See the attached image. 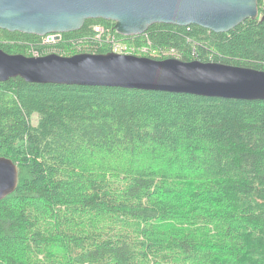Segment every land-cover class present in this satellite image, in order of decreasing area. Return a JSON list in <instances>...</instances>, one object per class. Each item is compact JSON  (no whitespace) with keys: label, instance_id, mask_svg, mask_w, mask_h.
Listing matches in <instances>:
<instances>
[{"label":"trees","instance_id":"obj_1","mask_svg":"<svg viewBox=\"0 0 264 264\" xmlns=\"http://www.w3.org/2000/svg\"><path fill=\"white\" fill-rule=\"evenodd\" d=\"M97 25L114 30L86 20L63 38L92 45ZM117 37L134 56L264 71L258 19ZM38 42L0 29L6 54ZM0 157L18 174L0 200V264H264V101L17 77L0 83Z\"/></svg>","mask_w":264,"mask_h":264},{"label":"water","instance_id":"obj_2","mask_svg":"<svg viewBox=\"0 0 264 264\" xmlns=\"http://www.w3.org/2000/svg\"><path fill=\"white\" fill-rule=\"evenodd\" d=\"M114 24L123 37L152 25L199 26L227 33L245 20L264 22L257 0H0V29L44 37L78 31L86 20ZM105 87L236 101H264V71L220 63L106 54L9 55L0 50V83ZM16 165L0 157V200L14 192Z\"/></svg>","mask_w":264,"mask_h":264},{"label":"built area","instance_id":"obj_3","mask_svg":"<svg viewBox=\"0 0 264 264\" xmlns=\"http://www.w3.org/2000/svg\"><path fill=\"white\" fill-rule=\"evenodd\" d=\"M67 42H69L67 44ZM65 41L63 34L46 35L40 38L37 44L24 43L26 46V53L29 57H42L46 55H57L60 57H69L75 54H97L102 48L106 47L107 52L132 55L136 54L135 49L129 46L117 37V33L109 27L97 25L93 27L90 45L85 39ZM88 43V44H87ZM63 44L64 47H58ZM138 52L146 53L144 48H139ZM137 53V54H140ZM165 57H173L175 53L168 51L164 53Z\"/></svg>","mask_w":264,"mask_h":264},{"label":"rangeland","instance_id":"obj_4","mask_svg":"<svg viewBox=\"0 0 264 264\" xmlns=\"http://www.w3.org/2000/svg\"><path fill=\"white\" fill-rule=\"evenodd\" d=\"M32 123H33V124L36 123V118H35V117L32 118Z\"/></svg>","mask_w":264,"mask_h":264},{"label":"bare ground","instance_id":"obj_5","mask_svg":"<svg viewBox=\"0 0 264 264\" xmlns=\"http://www.w3.org/2000/svg\"><path fill=\"white\" fill-rule=\"evenodd\" d=\"M220 179V178H219ZM220 182V181H219Z\"/></svg>","mask_w":264,"mask_h":264}]
</instances>
